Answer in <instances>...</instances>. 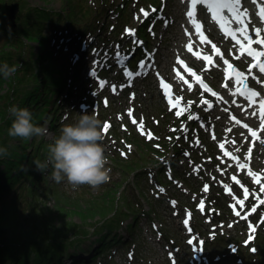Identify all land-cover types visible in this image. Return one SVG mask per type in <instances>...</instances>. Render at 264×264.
<instances>
[{"label": "clouds", "instance_id": "obj_1", "mask_svg": "<svg viewBox=\"0 0 264 264\" xmlns=\"http://www.w3.org/2000/svg\"><path fill=\"white\" fill-rule=\"evenodd\" d=\"M17 71L7 63L0 65V73L5 78ZM8 112L14 119L8 129L13 138L30 139L34 136H46L48 130L36 126L32 113L26 108L11 106ZM105 140L104 124L92 111L81 114L75 124H65L60 134L50 143L44 160H35L36 170L44 173L51 169L52 179L57 183L66 180L73 189L87 185L93 189L107 184L111 180L112 168L103 145ZM8 149L0 147V157L8 156Z\"/></svg>", "mask_w": 264, "mask_h": 264}, {"label": "snow or ice", "instance_id": "obj_2", "mask_svg": "<svg viewBox=\"0 0 264 264\" xmlns=\"http://www.w3.org/2000/svg\"><path fill=\"white\" fill-rule=\"evenodd\" d=\"M240 2L241 0H191V3H192V6L194 7L197 3H202V4H205L207 5L208 9L212 12V15H213V19L214 20H217L218 23H221V29L223 31H225V34L228 35V36H231L233 40L236 41L237 44L240 45V55H237L235 58L237 60L240 59L241 56L244 55V53L246 52L248 56L250 57H253V60L255 61V63H253L248 71L249 73H251L252 71V68H258L259 69V72L261 73H264V60L262 59H258V58H264V50H261V51H256L254 50L253 48L250 47L251 44L253 43H256V44H260L262 46H264V38H261V29L257 28L255 29V34H256V39L253 40L252 36L248 35V32H247V25L245 24V21L243 19V17H246L247 16V10L245 9L244 11H240ZM255 2V0H254ZM227 10L229 13L232 14V17L233 19L236 20L237 23L243 25L242 28L240 29H237L236 31H233L231 28H228L227 27V19L222 15L223 11L224 10ZM153 11H155V9H153ZM141 12L143 13L145 19L148 18L149 16V12L141 9ZM186 15L189 17V18H192L193 17V11H188L186 13ZM258 15H260L261 19L264 20V8H261L260 12L258 13ZM191 22L193 24H196V21L194 19L191 20ZM196 27L199 29L200 28V25L199 24H196ZM236 32H239L240 34V37H242L243 41H246L247 44L249 45V47H245L244 44L242 43L241 39L237 37L236 35ZM134 35V32L132 33ZM202 39H204L202 37ZM213 47V50H216L217 51V54L219 56H221V58H223L222 56V53H220L218 51V49H216V46L213 44L212 45ZM189 50H191V46L189 45ZM117 56L120 55L119 53V46H117V53H116ZM203 59L205 60H208L209 57H203ZM178 63H183V61H180L178 59ZM225 64H228V61L225 60L224 61ZM143 66V62H142V65ZM232 66L229 64V68H231ZM189 71H191L189 69ZM91 75H95V73H91ZM126 75H131L130 73H126ZM137 75H139V73H137ZM235 77H236V84L237 85H243V91H242V94H244L246 96V98L249 100L250 102V105L251 104H256L257 101L254 99L255 97L259 96V93L254 91V90H251V89H248L247 88V84H246V80H247V77L244 76V74L240 71H235ZM197 80L200 79L199 76L196 77ZM253 79H256L255 77H253ZM107 82H103L102 83V86L103 84H106ZM163 87L165 89L168 88V85L167 84H163ZM116 90V87L113 85V91ZM210 90V89H209ZM239 90V89H238ZM165 95H168L167 93H165ZM213 95H217L216 93H213ZM169 104L171 105L172 104V100L169 99ZM207 103V102H205ZM175 105H173L174 107ZM258 106H259V116H260V127L261 129H264V98L260 99L258 101ZM211 107V105H209V108ZM129 116L132 115V112L131 110H129L128 112ZM257 113L254 111L252 113V115H256ZM177 115H179V113H177ZM193 118V117H190V119ZM198 119V117H196ZM133 123H136L135 120H133ZM237 123H239V121H237ZM142 127V125H141ZM244 127H248V125H244ZM110 128V125L109 124H105L104 126V133L107 134L108 133V130ZM175 131V130H173ZM249 132L251 133V135L255 138L257 137V132L256 131H253L251 128H249ZM151 135H149V139H151ZM262 143H264V141H262ZM221 148L224 147L223 144L220 145ZM239 167L243 168L244 165L243 164H240ZM259 182V181H257ZM208 190V186L206 185L205 188H204V191H207ZM161 191H163V189H161ZM260 191L261 192H264V185L261 186L260 188ZM259 199V198H258ZM260 203L264 204V200H260L259 201ZM174 205H175V202H172ZM239 203L242 205L243 204V201H239ZM201 208V210H203V202H201V205L199 206ZM253 211H255V208L252 209ZM236 215H240V213H236ZM188 223V220L186 219L185 220V224ZM189 243H193V241H189ZM253 251H255V249H253Z\"/></svg>", "mask_w": 264, "mask_h": 264}, {"label": "rangeland", "instance_id": "obj_3", "mask_svg": "<svg viewBox=\"0 0 264 264\" xmlns=\"http://www.w3.org/2000/svg\"><path fill=\"white\" fill-rule=\"evenodd\" d=\"M11 1H13V0H11ZM26 1L31 3L34 0H26ZM27 43H28V45H31L34 49H36L37 45L35 42H32V43L27 42ZM4 88L6 89L7 87L4 86ZM0 121H1V118H0ZM141 182L142 181L140 180L139 184H141ZM209 183L210 182L208 180H205V181H203L202 184L205 187L206 185L208 186ZM60 187H61V191L64 192L63 185H60ZM13 192H14V190H13ZM68 194H70L72 199H74L75 201H78L81 205H84V206L89 205V200L87 199V194H84L83 189H77V190L74 189V191L72 193L68 192ZM114 196H116V194H114ZM46 204L48 206H54L55 202L50 201V200H46ZM81 205H79V206L84 208V206H81ZM71 214L72 215L68 217L69 220H71L72 222H75V223L80 221V217L78 214H76V213H71ZM96 216L97 215H94L92 217V220ZM97 218H98V216L96 217V219ZM226 218H228L230 220H236L237 221V219L234 218L230 213L220 212L219 215L212 216V220H214L216 222H219V221L226 219ZM152 221L153 220L151 218H149L146 214H144V215H141L140 218L136 221V225L134 226V228L127 226L129 234H131L132 232L138 233V231L142 227L143 238H142L140 244H137V247L135 248V259L137 260L138 263H141V264H158L159 260L162 256V253L165 250L164 246L169 244L168 237L172 235V231H176V232L181 233L180 224L177 222H172L170 224L169 228L164 227L162 239L160 241H157L158 235H154L153 238H151V236H150V232L152 230L151 229V222ZM131 222L133 223V222H135V220L128 218L122 224L121 227L123 228L126 224L128 225V223H131ZM240 226H241L242 230H244V227H242V225H240ZM98 228H99V226H95L94 229L96 230ZM234 233H236L238 235L239 229L238 228L235 229ZM263 235H264V232H261L260 237H262ZM132 246L133 245L130 242L128 244H122L121 242H119V247L121 249V253H119L117 256L113 257V259L111 261H109L107 255L110 254V252H108V253L104 252L103 256H100L99 260H102V258H103L104 259L103 264H128L127 262H123V260L126 261L124 253L128 250L129 247H132ZM177 257L179 260V256H177ZM97 261L98 260H96L94 264H96ZM179 263H180V260H179ZM161 264H169V263H168L167 259H164Z\"/></svg>", "mask_w": 264, "mask_h": 264}, {"label": "trees", "instance_id": "obj_4", "mask_svg": "<svg viewBox=\"0 0 264 264\" xmlns=\"http://www.w3.org/2000/svg\"><path fill=\"white\" fill-rule=\"evenodd\" d=\"M5 8V7H4ZM37 13V12H36ZM20 25H25L24 21H23V18L20 22L19 25L16 26V28H13L11 29L8 34L10 35V37L8 38V42L11 44V45H18L19 47H21L22 45V42L21 40L19 39V36L21 34H26L28 32V38L32 39V38H35L34 35H32V33L28 30L27 32L23 29H21ZM15 47V46H14ZM24 51L22 52H19L18 54L16 55H10V54H3L1 56V60L3 59L5 63H7L8 65L9 64H12L14 63L15 61L19 60L22 56H21V53H23ZM26 61V60H24ZM17 68V71H20V68H19V65H13ZM47 67V65H43L41 64L40 65V68L41 69H45ZM36 77L37 75H32V80H28L27 81H35L36 80ZM23 78V74L21 76H18L17 77V85L15 86H12L10 89L13 90V92H21L22 89L24 88V79ZM26 80V78H25ZM0 82H2L1 80V77H0ZM11 98V100H9ZM13 100V96H10V93H7L6 95V99H5V103L6 105L4 107H9V105L11 104V101ZM8 103V105H7ZM1 116V115H0ZM2 119H4V117H0ZM14 119V117H11V123H12V120ZM7 122V121H6ZM5 133V130H1L0 131V137ZM9 166V163H7V165H5V169ZM0 178H1V175H0ZM118 211H120V209H118ZM4 218H5V215L4 214H1L0 213V241H1V246L2 248H4L5 250L9 251L12 253V255H16L17 253H20L23 249V246L26 242V239L25 238H21L18 237L17 235H20V234H23L25 230H32L33 227L29 226V227H19L18 224H12V225H8V224H3L4 222ZM39 222H43L41 219L38 220ZM2 236H5V237H2ZM45 246L47 248H50L48 245L45 244ZM52 249V248H51ZM4 257H9L6 255V252L4 254Z\"/></svg>", "mask_w": 264, "mask_h": 264}, {"label": "bare ground", "instance_id": "obj_5", "mask_svg": "<svg viewBox=\"0 0 264 264\" xmlns=\"http://www.w3.org/2000/svg\"><path fill=\"white\" fill-rule=\"evenodd\" d=\"M64 9V8H63ZM65 10V9H64ZM35 17V19H36V23H35V25L36 26H38V27H40V28H47L50 32H53V33H55L56 32V30H55V25H54V23L50 20V19H48V18H43V17H41V16H34ZM104 26V23L102 24V26L101 27H103ZM96 38V37H95ZM69 41L68 40H65V41H63L62 42V44H64V43H68ZM61 45V44H60ZM69 50V49H68ZM48 53V51H47V49H45V48H43V49H41V51H40V55L41 56H44V55H46ZM80 60H81V58H80ZM83 66L85 65V64H82ZM87 80V77L86 76H83V81H86ZM69 86H71V87H74V85H73V83H69ZM216 113H217V111H216ZM175 158H177V155H176V157ZM23 164V163H22ZM22 164H20V165H22ZM0 173H7V172H5V171H0ZM12 173H15L14 175H16V177H17V171L16 170H13V171H11L10 172V174L9 175H11ZM219 178H217V184H220L221 185V182L218 180ZM39 180H36V182H38ZM0 185H1V183H0ZM208 187L210 188V189H212L213 187H214V184L213 183H209L208 184ZM218 189V192H220L221 191V189H219V188H217ZM194 204V203H193ZM195 205V204H194ZM53 216H56L55 214H53ZM237 222V221H236ZM237 223H239V222H237ZM209 233V232H208ZM129 235V238H132V235H130V234H128ZM96 239H99V240H102V235H97L96 237H95ZM230 241H232V242H234V244L235 245H237V244H239V243H243L244 244V246H247V245H249V243H247V242H245L246 241V239L245 238H243V236H242V234L241 235H238V236H236V237H234V238H231L230 239ZM261 243H262V241H260L259 242V244H258V246H261ZM223 247L224 248H227V247H230V245L229 244H227V243H224L223 244ZM111 249L112 250H115V248L114 247H111ZM219 251L220 252H223V249L221 248V249H219ZM219 251H216L217 252V254L218 253H220ZM242 250H236V252H241ZM253 252V250L249 253V257H250V254ZM240 254V253H239ZM249 263V259L248 260H244L243 261V264H248ZM228 264H235L234 263V261L233 260H229L228 261Z\"/></svg>", "mask_w": 264, "mask_h": 264}]
</instances>
